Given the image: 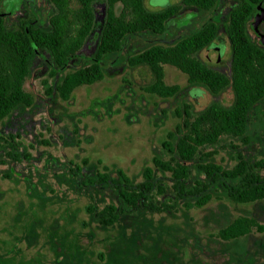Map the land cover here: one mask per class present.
<instances>
[{
    "label": "trees",
    "instance_id": "16d2710c",
    "mask_svg": "<svg viewBox=\"0 0 264 264\" xmlns=\"http://www.w3.org/2000/svg\"><path fill=\"white\" fill-rule=\"evenodd\" d=\"M7 1L0 0V166H8L1 177H13V165L26 163L38 180L22 174L14 179L22 175L30 191L37 183L46 184L50 173L58 184L65 183L85 197L83 227L91 223L122 232L144 228L147 215L199 209L212 200L264 202V156L252 151L254 139H259L248 130L253 113L264 108V48L249 35L253 15L264 0H231L224 11L226 0H178L160 10L148 9L144 0H46L51 11L44 25L22 12L12 22L2 9ZM186 11L210 17L194 26L181 25V32L172 35L174 20ZM220 13L226 21L224 30L215 19ZM221 31L229 43L226 70L199 57L220 40ZM133 42L141 44L135 47ZM131 47V54L124 58L126 66L146 67L150 72V80L142 87L145 93L167 99L184 91L178 84L165 83L163 66L170 65L186 76L189 88H203L213 99L199 110L187 101L173 109L171 115L177 121L139 178L100 160V167H85V161L59 163L49 156L51 166L45 165L43 173L32 167L20 129L7 124L15 113L34 104L33 95L24 89L25 79L35 71L44 72V94L67 101L77 87L102 80L109 64L123 58ZM228 89L232 100L224 105L220 97ZM226 148L227 161H217L219 150ZM48 190L55 191L52 186ZM254 227L264 230L252 216H238L221 225L216 237L233 242L251 234ZM224 256L226 262L220 264H259L245 251ZM99 259H106L103 253Z\"/></svg>",
    "mask_w": 264,
    "mask_h": 264
},
{
    "label": "rangeland",
    "instance_id": "374dc122",
    "mask_svg": "<svg viewBox=\"0 0 264 264\" xmlns=\"http://www.w3.org/2000/svg\"><path fill=\"white\" fill-rule=\"evenodd\" d=\"M177 1L144 0V5L160 10ZM230 1L224 2L223 11ZM2 9L10 14L12 22L22 12L36 16L38 23L44 25L51 6L46 0H8ZM97 10H101L100 5ZM222 13L215 19L224 30L226 21ZM208 17L210 14L186 11L174 20L170 33L178 35L181 25L194 26ZM130 50L133 47L123 52V58L109 64L102 80L77 87L67 101L50 99L44 94V72L40 75L38 70L26 78L24 89L33 95L34 104L15 113L7 124L16 131L20 129V140L33 159L32 167L43 173L45 165L51 166L49 156L59 163L85 161V167H100V160L103 165L121 168L127 175L139 178L142 168L151 165L152 155L177 121L171 115L173 109L187 101L199 110L213 99L203 88H189L186 76L170 65L163 66L165 83L178 84L184 91L167 99L145 93L142 87L150 80V72L146 67L126 66L124 58L131 54ZM218 56L219 62L208 59ZM199 57L226 70L229 43L224 32H220L216 47L202 50ZM231 100L228 89L220 101L228 105ZM262 120L264 108L253 113L248 130L249 135L257 134L259 139H254L252 151H261L264 156V124L259 126ZM42 141L48 144H41ZM233 142L240 149L243 147ZM227 158L228 149L219 150L216 160L226 162ZM7 167L0 166V172ZM13 172L32 175L33 182L38 180L36 171L26 163L13 165ZM15 175H0V264H220L226 262V252L243 251L264 264V230L254 227L248 236L229 243L216 237L221 225L238 216H252L264 226V202L236 204L212 200L199 209L147 215L144 228L122 232L118 228L100 229L91 223L83 227L81 220H87L82 210L85 197L65 183L58 184L50 173L46 174V184L37 183L30 191L22 175L14 179ZM49 186L55 191L50 192ZM101 253L105 261H100Z\"/></svg>",
    "mask_w": 264,
    "mask_h": 264
},
{
    "label": "flooded vegetation",
    "instance_id": "af4514ba",
    "mask_svg": "<svg viewBox=\"0 0 264 264\" xmlns=\"http://www.w3.org/2000/svg\"><path fill=\"white\" fill-rule=\"evenodd\" d=\"M259 8L260 9H263L264 8V5H259V6H257V10L255 11V13H254V15H253V18H252V20H251V22H250V29H249V31L251 32V34H249L250 35V38L251 39H253L254 41H257L259 44H260V42H259V40H260V36L261 35H264V21L263 20H261V21H259L258 22V24L256 25V27L255 28H252V23H253V21H254V19H255V16L256 15H258V13H259ZM15 23V22H14ZM263 48H264V44H260ZM211 47H216V42L215 43H213L212 45H210L208 48H206V49H209V48H211ZM218 48V47H217ZM220 50H222L223 51V49H221L220 48ZM220 61V60H219ZM228 67V66H227ZM224 68H225V66H224ZM222 70H223V68H222ZM26 80V79H25ZM25 82V81H24ZM23 86H24V84H23Z\"/></svg>",
    "mask_w": 264,
    "mask_h": 264
},
{
    "label": "water",
    "instance_id": "95a60500",
    "mask_svg": "<svg viewBox=\"0 0 264 264\" xmlns=\"http://www.w3.org/2000/svg\"><path fill=\"white\" fill-rule=\"evenodd\" d=\"M263 20L264 21V8L263 9H260L259 8V13L258 15L255 16V19L252 23V28H255L256 25L258 24L259 21ZM260 44H264V35H261L260 36V40H259ZM210 61H213V62H219L220 60V56L216 57V58H208Z\"/></svg>",
    "mask_w": 264,
    "mask_h": 264
}]
</instances>
